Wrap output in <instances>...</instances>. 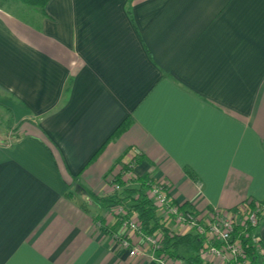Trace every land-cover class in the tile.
Segmentation results:
<instances>
[{"label":"crops","instance_id":"crops-1","mask_svg":"<svg viewBox=\"0 0 264 264\" xmlns=\"http://www.w3.org/2000/svg\"><path fill=\"white\" fill-rule=\"evenodd\" d=\"M0 120V264H157L104 201L133 156L185 209L264 203V0L0 1Z\"/></svg>","mask_w":264,"mask_h":264},{"label":"trees","instance_id":"trees-1","mask_svg":"<svg viewBox=\"0 0 264 264\" xmlns=\"http://www.w3.org/2000/svg\"><path fill=\"white\" fill-rule=\"evenodd\" d=\"M9 1V0H0ZM28 6L43 10L48 0H17ZM130 13V12H128ZM70 88V82L66 84L64 93H68ZM132 124L131 117H127L123 123L114 131L107 142H111L118 138L124 131H126ZM127 154H124L115 163L110 173L122 163ZM97 156V155H96ZM95 156V157H96ZM94 157V158H95ZM142 162L141 156H133V158L126 164H123L121 169L115 174L113 181L109 183V186L114 183L120 188L118 191L110 190V193L104 198L105 203H109L107 207L109 209L108 214L114 219L115 224L112 228L117 226L122 227L124 221H134L139 229V232L144 236H150L156 240L159 249L156 253L159 255H165L170 259L178 260L184 259L178 253L180 247L190 248L192 246L197 247V251L201 249L200 240L197 236L191 233H180L168 226V221L161 217L159 211L152 204L149 198V187L155 181L150 179L147 175L142 177H129L133 168ZM187 173L193 175L191 171L185 169ZM254 201L245 203L247 210H252ZM260 206L264 212V203L261 202ZM183 207V206H182ZM122 210V214H118V210ZM103 221L101 220V223ZM264 223V214L259 217L256 229L249 228L245 230H239L238 234L241 236V242L246 257L250 260V264H258L260 256L257 250L261 247V242L258 246L251 243V235H257L260 227ZM106 228V227H105ZM107 230H110L109 228ZM128 231V229H127ZM127 232L123 233L122 237L128 239ZM137 234V233H136ZM185 264H213L202 261L198 253L192 257L186 259Z\"/></svg>","mask_w":264,"mask_h":264},{"label":"built area","instance_id":"built-area-1","mask_svg":"<svg viewBox=\"0 0 264 264\" xmlns=\"http://www.w3.org/2000/svg\"><path fill=\"white\" fill-rule=\"evenodd\" d=\"M119 189L115 183L110 186V190L118 191ZM148 195L155 208L170 220L173 227L193 231L199 237L202 244L199 257L202 261L213 264H250V260L244 253L238 231L249 228L256 229L260 212L258 204L253 210H247L245 205L225 211L218 208L203 211L185 209L171 199L168 184L159 181L150 185ZM118 214H122L121 209L118 210ZM122 226L133 234L137 233L142 238L143 245L151 247L153 250L159 249L156 240L150 236L142 235L134 221H124ZM251 237V243L258 246L261 242L259 233L251 235ZM115 238L119 240L122 249L127 250L130 256L140 254L138 246H131L127 239L117 236ZM257 253L259 256L263 255L262 247L257 250ZM160 258L157 260V264H169L165 259Z\"/></svg>","mask_w":264,"mask_h":264},{"label":"rangeland","instance_id":"rangeland-1","mask_svg":"<svg viewBox=\"0 0 264 264\" xmlns=\"http://www.w3.org/2000/svg\"><path fill=\"white\" fill-rule=\"evenodd\" d=\"M0 121H2V120H0ZM7 128H8V124H6L5 122H0V132L1 133H4L3 131H7ZM2 138H3V136H2ZM3 142H6L7 140L5 139V136H4V138H3V140H2ZM10 141V140H9ZM256 204H258L259 205V208L258 209H260V212L258 213V218L260 217V216H262L263 214H264V212H263V210H262V207L260 206V203H254V205H253V209H256V207H255V205ZM252 209V210H253ZM161 215V214H160ZM161 217H163L164 219H166L167 221H168V223H170V228H172V229H177V228H175V227H173L174 225L170 222V220L167 218V217H165V215L164 214H162V216ZM122 229H126V228H123V226L121 227ZM125 231H127V230H125ZM187 232H190V231H187ZM192 235H195L196 236V234L192 231V232H190ZM122 235L123 234H116V235H114L113 237L115 238V236H117V237H119V238H123L122 237ZM134 235H136L141 241H142V238L140 237V236H138L137 234H134ZM198 237V236H197ZM199 238V237H198ZM116 239V238H115ZM123 239H126V238H123ZM117 240V239H116ZM128 241H129V239H127ZM118 242H119V240H118ZM130 242V241H129ZM131 244V243H130ZM142 244H143V242H142ZM201 244V243H200ZM202 245V244H201ZM132 246V245H131ZM156 250H158V249H155L154 251H156ZM201 251V249L199 250V252ZM189 253V254H196V252H197V248L196 247H192V248H189V249H187V248H185V247H180L179 249H178V253L180 254V255H184L185 253ZM199 252H198V255H199ZM136 256V255H135ZM161 257V258H160ZM165 259L169 264H178V263H173V259H170V258H168L167 256H165V255H160L159 257H158V259ZM157 259V260H158ZM172 262V263H171ZM208 263V262H207Z\"/></svg>","mask_w":264,"mask_h":264}]
</instances>
